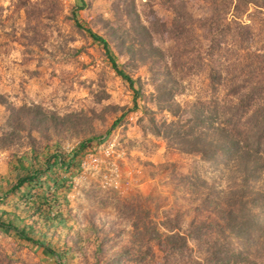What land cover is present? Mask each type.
Listing matches in <instances>:
<instances>
[{
    "label": "rangeland",
    "instance_id": "1",
    "mask_svg": "<svg viewBox=\"0 0 264 264\" xmlns=\"http://www.w3.org/2000/svg\"><path fill=\"white\" fill-rule=\"evenodd\" d=\"M15 1L0 0V95L15 107L41 105L58 115L77 114L90 119V135L103 139L121 113L101 115L102 109L131 106L132 96L102 47L74 25L73 11L108 40L115 54L108 26L137 49L135 58L119 54L118 59L142 84L141 109L128 114L82 158L70 177L66 202L58 194L54 203L52 212L60 210L67 218V226L53 232L60 246L70 248L68 264H209L205 257L214 245L243 250L248 261L240 264H264V238L255 235V243L245 245L221 220L230 192L243 186L241 163L181 152L155 135L149 121L159 126L173 120L157 100L167 89V72L178 82L175 103L184 110L204 108L213 116L217 101L228 98L229 87L210 88V67L228 80L237 76L247 88H264V9L242 6L237 15L231 9L217 14L208 0H83L85 6L78 10L80 0H25L35 4L27 20ZM171 6L184 16V37L167 32L176 16ZM232 14L249 30L241 32ZM139 57L148 60L141 63ZM7 119L0 105V133L8 129ZM81 138L67 133L61 146L69 151ZM106 146H112L109 158L102 154ZM27 149L20 145L18 151ZM14 151L0 150V175L7 176ZM91 155L98 158L95 165ZM252 188L264 191V167ZM253 211L264 219V207ZM169 232L186 236L187 249L162 252L152 238ZM0 264L57 261L14 233L0 232Z\"/></svg>",
    "mask_w": 264,
    "mask_h": 264
},
{
    "label": "trees",
    "instance_id": "2",
    "mask_svg": "<svg viewBox=\"0 0 264 264\" xmlns=\"http://www.w3.org/2000/svg\"><path fill=\"white\" fill-rule=\"evenodd\" d=\"M80 1L82 5L77 7L78 10L85 6L83 0ZM208 2L210 8L217 14L231 9L240 15L242 6H253V9L260 11L264 9V0H208ZM15 4L24 9L27 20L31 19L29 10L35 4L29 6L25 0H16ZM171 11L176 16L172 21V29H168L167 32L171 33V37L176 35L184 37L187 32L186 24L182 20L184 16L179 15L175 6H171ZM232 18L241 32L249 30L250 27L237 16L233 15ZM72 20L79 30L85 31L102 47L111 69L132 96L131 106L107 105L102 109L101 115L121 113L113 121L105 138L90 135L88 132L90 119L74 113L58 115L47 111L41 105L24 104L15 107L0 95V105L8 112V129L0 133V150H15L10 155L7 176L0 175V232L14 233L19 239L54 256L57 264H68L70 250L67 244L59 245L53 232L58 227L67 226V218L60 210L52 212L54 203L58 202L57 195L60 194L66 202V194L71 188L70 177L79 170L82 158L93 152L97 144L105 140L110 131L119 126L128 114L141 109L140 99L143 98L140 80L134 79L118 59L119 54L135 58L137 52L135 46L132 43L126 44L127 39L118 29L108 26L106 32L114 41L119 53L115 54L108 40L84 24L77 17L76 10L73 11ZM215 23L217 25L218 20ZM142 30L147 33L145 26H142ZM142 36L146 38L144 34ZM215 46L216 43H213L210 47L211 53ZM151 49L154 50V47L148 48L149 51ZM149 56L154 59L151 52ZM138 59L141 63L148 60L142 57ZM222 76L212 67L209 68L208 79L213 91L217 92L221 85L229 87L226 92L228 98L222 102L217 101L213 116L204 108L184 110L175 103L172 95L178 82L173 79L175 76H172V73L167 72V89L163 88V92L157 94V100L161 103L159 109L166 110L173 120L163 122L159 126L152 118L149 121L155 135L165 138L168 144L176 146L181 152L198 154L204 160L220 155L227 161L231 159L241 163L243 186L230 192V200L225 205L227 208L224 209L221 220L236 238L242 240L245 245H252L255 243V235L264 238V219L260 216L261 213L253 211L256 206L264 207V191L252 188L264 167L261 162L264 155V88H247L237 76L229 80ZM148 111L144 108V112ZM185 114L189 116L184 120ZM33 133L39 138L34 137ZM67 133L82 137L69 151L61 146V140ZM52 139L55 140L53 144ZM20 145H26L27 151L20 154L18 151ZM152 239L157 242L159 249L167 254L187 249V237L177 232L163 235L155 233ZM100 246L98 245V252L102 250ZM217 247L214 245L209 249L205 257L207 263L240 264L242 261H248L243 250L224 245Z\"/></svg>",
    "mask_w": 264,
    "mask_h": 264
},
{
    "label": "built area",
    "instance_id": "3",
    "mask_svg": "<svg viewBox=\"0 0 264 264\" xmlns=\"http://www.w3.org/2000/svg\"><path fill=\"white\" fill-rule=\"evenodd\" d=\"M111 148H112V146L104 147L102 150L103 156H105L106 158H109L111 156ZM90 157H92V163L93 164L98 162V160H97L98 158L94 157V155L93 156L91 155Z\"/></svg>",
    "mask_w": 264,
    "mask_h": 264
}]
</instances>
